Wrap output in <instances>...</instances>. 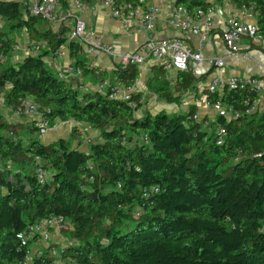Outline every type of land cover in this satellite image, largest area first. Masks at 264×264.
<instances>
[{"label":"trees","instance_id":"1","mask_svg":"<svg viewBox=\"0 0 264 264\" xmlns=\"http://www.w3.org/2000/svg\"><path fill=\"white\" fill-rule=\"evenodd\" d=\"M231 1L256 6L264 37V0ZM177 4L192 13L212 5ZM0 19L9 32L26 30L36 44L48 45L18 64L0 62L5 107L33 98L52 121L72 119L99 133L87 151L63 138L45 145L33 126L10 124L0 112V264H57L49 249L30 255L18 238L50 218L71 223L73 243L60 251L64 264H264V107L235 121L220 117L210 127L193 120L194 108L139 116L121 100L73 88L48 67L46 57L67 44L65 29L56 34L41 18L25 19L17 0H0ZM7 35L0 39L7 38L2 51L9 54L14 40ZM77 46L69 45L72 52ZM138 73L134 66L119 77L130 83ZM159 75L150 89L166 103L179 102L177 95L197 82L190 72H179L173 85ZM256 97L236 90L208 99L246 112ZM24 133L31 136L27 143ZM39 168L47 174L44 185Z\"/></svg>","mask_w":264,"mask_h":264},{"label":"built area","instance_id":"2","mask_svg":"<svg viewBox=\"0 0 264 264\" xmlns=\"http://www.w3.org/2000/svg\"><path fill=\"white\" fill-rule=\"evenodd\" d=\"M17 1L23 6L25 19L41 18L53 27L56 34L61 29H65L67 44L59 47L51 55L49 65L47 64L61 81L84 93L99 92L110 99L121 100L138 114L146 110L147 101L146 96L138 92L137 86L144 78H150L154 65L166 73L190 72L194 75V67L203 62H207L210 67L223 68L229 58L242 57L249 60L250 51L242 48L243 40L259 42L264 51V37L259 34L258 13L254 4L239 8L231 0H227L222 5L212 3L207 10L197 8L192 13L186 6L177 4L178 0H138L136 3L119 0L97 2V0L93 5L85 0ZM218 6L236 9L241 17L231 16L225 22L222 38L227 48V55L224 57L214 55L206 59L203 51L215 28L213 18ZM164 7L168 9L166 17H162ZM97 8H103L109 18L121 26L123 33L131 35L142 32L147 35V40L136 50L119 54L115 47L105 40L104 35L98 34L89 26L85 16L95 12ZM162 27L174 32L175 36L157 38L156 34ZM193 38H197V44L190 42ZM6 39V37L0 39L2 63H8L14 52L22 53L24 59L46 50L41 46L42 44H30L26 47L19 42H13L11 52L6 54L2 51ZM71 43L78 45L73 52L69 47ZM45 45L48 46L47 43ZM101 56L112 60L113 69L110 72H114L113 77L106 75L105 72H108L106 68L103 69L99 65ZM77 57L84 61L83 65L78 64ZM134 66L138 68L139 73L130 83H125L120 79L119 72ZM87 70L95 72L96 84L85 81ZM175 81L171 80V84L173 85ZM236 90H247L257 96L252 103H247L246 112L228 108L221 102L210 103L208 99L210 94H223L225 91ZM206 106L213 112L212 116L208 117L198 112L192 115L194 121L202 122L205 127H210L212 122H217L220 117L227 121H235L244 114L256 113L264 107V80L253 75L236 76L226 80L213 77L207 87ZM5 110L16 117L29 118L39 140L51 131L69 124V121H52L45 115L50 113V110H43L41 104L33 98H24L16 106H6ZM218 127V132H223L221 125ZM141 140L149 144L147 137H142ZM37 178L39 184L44 185L47 174L39 168ZM118 187L120 188L121 185ZM70 229V221L64 218H50L29 225L26 231L18 235V238L24 246L30 245V255L42 256L44 251L49 249L50 256L58 258L57 264H64L59 259L61 249L54 243V239L55 236Z\"/></svg>","mask_w":264,"mask_h":264},{"label":"crops","instance_id":"3","mask_svg":"<svg viewBox=\"0 0 264 264\" xmlns=\"http://www.w3.org/2000/svg\"><path fill=\"white\" fill-rule=\"evenodd\" d=\"M99 2V0L97 1ZM211 3H214V0H210ZM167 7L163 8V14L162 17H166L167 15ZM234 16V17H241L239 15V12L236 9H228V8H222L218 6L216 13L214 15L213 21L215 28L212 32L210 41L206 44V47L203 51L204 57L210 58L214 55L224 57L227 55V48L225 47L222 33L225 29V22L227 18ZM88 20L89 26L94 29L98 34H102L105 36V40L112 44L116 51L120 53H126L129 51H134L138 48V46L147 40V35L145 33H134L131 35L125 34L122 32L121 26L114 20L110 19L107 13L104 11L103 8H97L95 12L88 13L85 16ZM53 29V27H52ZM4 34L7 33L8 37H10L14 42H19L22 44L20 40L16 37V31L13 32H3ZM175 36V33L162 27L158 30L156 37L157 38H166V37H172ZM193 44H197L198 40L197 38H193L191 41ZM30 44H36L34 40L29 42ZM242 48L244 50L250 51L251 58L249 60H246L242 57H236V58H229L226 61V65L223 68H214L210 67V65L207 62H203L201 64H197L194 67V76L197 79V82L195 86L187 91L184 94L177 95L180 97L179 103H181L182 108L186 109H196V112L201 113L202 115H206L208 117L212 116L213 112L206 106V98H207V87L213 77H220L224 80L229 79L231 77L236 76H245V75H253L256 77L261 78L264 80V51L260 47L259 42L257 41H249V40H243L242 42ZM30 44H26L24 46L28 47ZM51 55L49 54L45 62L49 65L51 61ZM23 60V54L22 53H13L10 56L9 63L11 64H18L20 61ZM99 65L101 67L106 68L108 72H105L106 75L113 77L114 72H110L113 69V62L107 57L101 56L98 61ZM64 64V62H63ZM159 69V70H158ZM160 70H162L160 67L154 65L152 69V74L150 78L154 77ZM93 71V70H90ZM165 73V76L168 79L176 80L177 73L176 72H170ZM85 81L90 84H96L97 78L95 75V72H88L85 73ZM149 78V79H150ZM148 79L144 78L140 84L137 86V90L142 95L146 96V101L150 108L153 110L152 107L159 108L157 105H160L162 108V111H165L169 114H174L178 112V103H166L165 101L157 102L156 98H153V100L150 99L148 88L145 86V83ZM72 81V80H71ZM73 84V83H71ZM75 84V83H74ZM152 98V97H151ZM189 109V110H190ZM187 110V111H189ZM6 112V111H5ZM7 113V112H6ZM159 113V112H158ZM157 114V113H155ZM4 117H6L5 121H7L10 124L13 125H22L31 126L30 119L27 117H21V119L18 117H9L8 114H3ZM67 126V125H66ZM86 127L87 125H82L77 123V127ZM65 126H62L59 129H62ZM90 127V126H89ZM55 130V131H57ZM51 131V132H55ZM62 131V130H61ZM96 133V131H95ZM82 133L77 136L76 145L77 147H85L87 137H82ZM35 136V135H34ZM64 137H60V139ZM75 147V146H74ZM55 242L56 244H60L65 239H61L59 235L55 236Z\"/></svg>","mask_w":264,"mask_h":264},{"label":"rangeland","instance_id":"4","mask_svg":"<svg viewBox=\"0 0 264 264\" xmlns=\"http://www.w3.org/2000/svg\"><path fill=\"white\" fill-rule=\"evenodd\" d=\"M7 26H8L7 22L0 19V33L4 34L3 33L4 31L8 32L9 30H8ZM15 34H16L17 39L20 40L22 42V44H24V45L30 44L29 42L32 41L30 34L26 30H18V31H16ZM40 44H42L41 46L44 49L47 48L45 45V42H40ZM158 73H160V72H158ZM161 77L165 78V74H162ZM150 79H148L145 83V86L148 88V91H149L150 99L153 100V98L156 97L157 102H161V100L158 98V96L154 93L153 87H152V89H150V83H149ZM177 103H178L177 106L179 109L177 113H185V112H187V110L190 109V108L184 109V108H182L181 103H179V102H177ZM157 107H159V108L152 107L154 110V111H152V109L150 108V105H149V101H148V104H146V110L142 111V114L139 113V116L145 115L146 113L155 114V113L161 112L162 108L160 107V105H157ZM5 111H6L5 110V104L2 100V102L0 103V112L5 114V116H6V114H8L9 117H12V116L16 117L15 115H13L7 111H6L7 112L6 113ZM4 118H6V117H4ZM82 125H85V124H82ZM25 127H26V125H25ZM74 129L77 130L78 136L82 133L83 134L82 137H87V140H86L87 145H85L84 148L80 147V149H82V150L87 151L89 149V147H88L89 144H91L93 141H96L99 137V133L98 132L95 133V131H93L88 125L86 127H82V126L77 127V123L71 119V120H69V124L67 126L63 127L62 129H59L55 132H50L47 135H45L43 138H41V142L45 145H50V144L58 141L60 139V137H64L66 140L71 142L72 145L77 147V145H76L77 135H75ZM30 137L31 136L28 133L22 134V138L25 140L26 143L29 141ZM35 138L38 139L37 134H35ZM67 234H68V232H64L62 234H59L61 239H65L64 241H62L58 245V247H60V249H63V248H65V247H67L73 243V241L68 239ZM54 242H55V240H54Z\"/></svg>","mask_w":264,"mask_h":264}]
</instances>
